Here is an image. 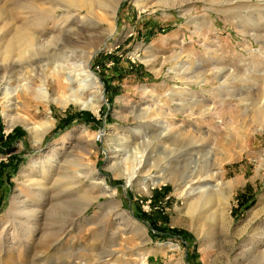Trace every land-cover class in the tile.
<instances>
[{"label":"rangeland","instance_id":"rangeland-1","mask_svg":"<svg viewBox=\"0 0 264 264\" xmlns=\"http://www.w3.org/2000/svg\"><path fill=\"white\" fill-rule=\"evenodd\" d=\"M159 1L99 12L105 32L92 34L116 36L91 61L97 114L54 102L70 94L56 90L60 50L38 57L32 80H0V264H264V0ZM8 99L49 125L43 139L7 126ZM156 124L164 137H145ZM142 140L150 165L128 185ZM209 193L229 199V224L215 208L188 213Z\"/></svg>","mask_w":264,"mask_h":264},{"label":"bare ground","instance_id":"bare-ground-1","mask_svg":"<svg viewBox=\"0 0 264 264\" xmlns=\"http://www.w3.org/2000/svg\"><path fill=\"white\" fill-rule=\"evenodd\" d=\"M210 1L216 3L217 0ZM119 2L120 0H4L3 3H0V80L3 82H12L14 78L20 81L32 80V77L36 75L35 69L38 68V57L47 52L50 53L51 51L60 50V52H63L61 56H56V54L53 55L56 57V64L53 68V75L56 78L57 85L56 90L60 92L67 89L70 91V94L68 96H60V98L54 100V102L61 108L71 104L80 106L83 109L90 110L97 114L102 103L101 98L103 101L105 98L101 94L102 97L100 98L99 96L96 101L88 94L90 90L99 88V81L93 77L91 71V61L102 49L110 47L111 44L108 45V40L114 38L116 33L113 31L108 33L107 37L104 36L106 38H101L102 36L95 37L92 32H97L98 30H100L99 32L102 30V33L105 32L103 31V25H101L102 20L99 12L109 9L108 11L112 10V16H115L119 8ZM180 2V5H182L185 0H161L157 5L168 8L169 6L174 7ZM60 19L62 20L60 21ZM50 22L53 25H57V29L53 32L51 31L50 34H52V37L50 39H46L44 37L47 30H51L48 26ZM84 33L90 34L86 36V46H80L77 51V45L75 46V43L73 44L75 40L73 37L77 38L78 36V40H81V35ZM60 42L63 43L62 48L59 47ZM24 71L27 73L25 74ZM66 74L71 75L69 80L66 78ZM25 86H27V83L24 87ZM43 90V88L39 89L41 92ZM16 98L18 99V97ZM43 99H45V97ZM8 102L10 103L8 106L9 110H7L5 115L7 126L12 129L16 125H23L29 136L34 139L35 142L43 139L42 136L49 130V125H43L45 126L44 128L42 126H40V128L35 127L27 116H22L17 113V102L16 104L13 103V99H8ZM40 102L41 104L49 105L51 100L41 99ZM148 128L149 131L145 133V137L150 138L148 135H158L157 137H159V139L164 137L161 135L162 124H156L154 126L148 125ZM165 132H167V129ZM100 135L104 136L105 132L103 131ZM163 135L166 134L164 133ZM140 143L135 146L138 163L133 174L128 179V185H131L133 180H137L143 171L150 165L144 149L146 142L142 140ZM195 145L196 143H191L188 148L192 146L195 147ZM177 158L180 159V156L176 157L174 161ZM72 165L75 166L74 162H72ZM120 174H123V172L120 171ZM41 182L43 183L44 179L38 181V183H40V191L43 189ZM76 183L77 176L75 174L67 178L63 189L65 191L61 192L57 198L61 204L64 203L62 199L70 200V195L65 198H63V195L68 194L66 191L74 193L73 188ZM228 204L229 199L221 194L209 193L207 195H200L196 198L194 203L189 206L188 213L192 215L198 213L200 219L207 211H210L211 208H215L216 214L225 218L229 224V217L227 216ZM18 215H20V213L15 215L16 218ZM27 216L31 219L33 216L36 217L37 213ZM61 219L62 218L57 216L54 218L51 216L46 226L53 230V228L58 227L56 223L62 222L60 225V228H62L65 226V222ZM35 223L36 222H34V224ZM33 230L34 227H30L28 231L29 236H31ZM3 233L4 231L2 234ZM1 238H3V236H1ZM125 259L123 261H125ZM125 263L129 264V261L127 260ZM135 264H145V261L139 259Z\"/></svg>","mask_w":264,"mask_h":264},{"label":"trees","instance_id":"trees-1","mask_svg":"<svg viewBox=\"0 0 264 264\" xmlns=\"http://www.w3.org/2000/svg\"><path fill=\"white\" fill-rule=\"evenodd\" d=\"M164 196H166V194L164 193L163 195H161V197L160 198H162V197H164Z\"/></svg>","mask_w":264,"mask_h":264}]
</instances>
